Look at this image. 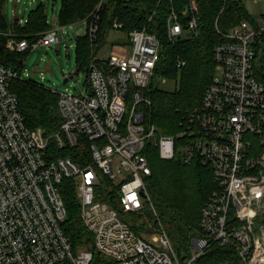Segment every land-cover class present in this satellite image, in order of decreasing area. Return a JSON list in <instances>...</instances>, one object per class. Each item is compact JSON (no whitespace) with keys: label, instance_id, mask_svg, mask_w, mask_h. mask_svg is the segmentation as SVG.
<instances>
[{"label":"built area","instance_id":"built-area-1","mask_svg":"<svg viewBox=\"0 0 264 264\" xmlns=\"http://www.w3.org/2000/svg\"><path fill=\"white\" fill-rule=\"evenodd\" d=\"M191 9L197 12L195 1ZM20 23L2 33L10 51L60 42V28H52L30 43L18 36ZM98 29L94 15L93 40ZM167 30L171 42L191 37L197 18L185 30L172 11ZM219 32L224 40L214 50L213 80L176 136L145 123L146 92L161 59V41L147 29L133 31L129 44L114 45L120 53L92 63L80 95L55 92L61 123L52 134L27 126L11 90L24 77L0 64V264H182L154 206L161 250L123 220L146 210L151 148L163 160H198L213 171L217 189L191 239L190 263L216 245L235 252L241 264H264V18ZM67 180L92 237L78 250L63 229Z\"/></svg>","mask_w":264,"mask_h":264},{"label":"trees","instance_id":"trees-1","mask_svg":"<svg viewBox=\"0 0 264 264\" xmlns=\"http://www.w3.org/2000/svg\"><path fill=\"white\" fill-rule=\"evenodd\" d=\"M194 1L198 10L191 13ZM3 5L4 0H0V64L22 74L30 51L20 54L6 47L8 38L2 33L10 27L3 16ZM186 9L188 14L183 17ZM172 11L179 14L185 30L188 20L195 16L197 33L171 42L167 20ZM94 15L99 17V29L93 40L88 28ZM244 20L255 21L256 17L249 14L242 2L232 0H63L59 23L66 27L87 22L86 34L77 40L78 74L83 70L88 73L92 63L104 62L105 59L96 58L97 52L107 44L116 23L123 25L121 32L126 36L125 44L130 43V34L135 30L147 29L156 34L161 41V59L156 73L178 86L167 91L151 83L146 92L151 103L143 106L145 123L148 127L155 126L163 134L176 136L187 116L200 107L205 90L213 80L214 50L224 40L219 31L226 33ZM51 29L39 6L31 12L26 25L17 28L16 32L20 38L34 43ZM11 90L18 97L20 111L29 128L43 129L48 134L59 129V97L55 92L24 79L14 80ZM148 157L152 168L148 192L176 254L185 261L191 255V239L199 228L201 212L217 189L213 171L198 160L191 163L178 157L163 160L154 148L149 150ZM62 196L67 210L63 224L66 235L77 250L90 246L92 237L83 224L80 200L71 181L64 183ZM144 220L143 227H158L151 213ZM196 263L241 264L235 252L216 245L206 250Z\"/></svg>","mask_w":264,"mask_h":264},{"label":"rangeland","instance_id":"rangeland-1","mask_svg":"<svg viewBox=\"0 0 264 264\" xmlns=\"http://www.w3.org/2000/svg\"><path fill=\"white\" fill-rule=\"evenodd\" d=\"M232 1L242 2L249 14L256 18L264 14V0L259 2L251 0ZM39 6L46 15L48 26L60 28V42L53 46H39L28 52L22 67L24 80L35 81L56 93L68 91L80 95L86 87L87 72L83 70L75 75L79 68L77 63V40L86 34L87 22L83 21L66 27L61 26L59 21L63 10V0H4L2 12L8 27L11 28V26L20 22H22L20 24L23 27L28 22L31 12ZM122 42H127L126 36L123 32L114 30L110 34L107 44L99 50V53L97 52L96 58H108L114 45ZM69 77H73V79L64 84V80ZM151 83L155 87L167 91H173L178 86L175 82L158 73H155ZM142 203L146 207L142 215L125 214L123 220L147 243L161 250L160 243L154 240V236L159 233L158 229L148 225L143 227L147 214H152L154 203L151 197L143 199ZM135 225L137 228H134ZM191 260L192 258L189 256L185 261H182V264H197L196 262L190 263Z\"/></svg>","mask_w":264,"mask_h":264},{"label":"water","instance_id":"water-1","mask_svg":"<svg viewBox=\"0 0 264 264\" xmlns=\"http://www.w3.org/2000/svg\"><path fill=\"white\" fill-rule=\"evenodd\" d=\"M259 68H260L261 71H264V52L262 53V56H261V58L259 60ZM77 74H78V72L76 71L75 75H77ZM70 79H73V77L66 78L64 80V84H67L70 81Z\"/></svg>","mask_w":264,"mask_h":264},{"label":"crops","instance_id":"crops-1","mask_svg":"<svg viewBox=\"0 0 264 264\" xmlns=\"http://www.w3.org/2000/svg\"><path fill=\"white\" fill-rule=\"evenodd\" d=\"M120 45H118V46H123V45H125V42H122V43H119ZM122 48V47H121ZM113 51H116V52H118V53H120L121 51H120V49H118V48H116V46H114L112 49H111V53L113 52ZM111 55V54H110Z\"/></svg>","mask_w":264,"mask_h":264}]
</instances>
